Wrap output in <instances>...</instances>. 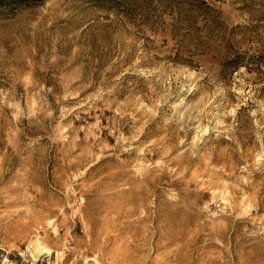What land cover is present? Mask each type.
<instances>
[{
  "label": "rangeland",
  "instance_id": "obj_1",
  "mask_svg": "<svg viewBox=\"0 0 264 264\" xmlns=\"http://www.w3.org/2000/svg\"><path fill=\"white\" fill-rule=\"evenodd\" d=\"M264 264V0H0V264Z\"/></svg>",
  "mask_w": 264,
  "mask_h": 264
},
{
  "label": "bare ground",
  "instance_id": "obj_2",
  "mask_svg": "<svg viewBox=\"0 0 264 264\" xmlns=\"http://www.w3.org/2000/svg\"><path fill=\"white\" fill-rule=\"evenodd\" d=\"M27 251L33 261L37 260L40 253H49V251L38 240L34 241L33 244L27 248Z\"/></svg>",
  "mask_w": 264,
  "mask_h": 264
},
{
  "label": "built area",
  "instance_id": "obj_3",
  "mask_svg": "<svg viewBox=\"0 0 264 264\" xmlns=\"http://www.w3.org/2000/svg\"><path fill=\"white\" fill-rule=\"evenodd\" d=\"M29 264H38V261H30Z\"/></svg>",
  "mask_w": 264,
  "mask_h": 264
}]
</instances>
